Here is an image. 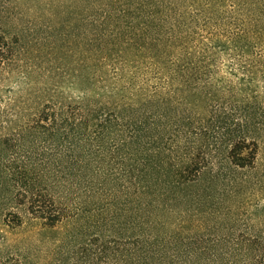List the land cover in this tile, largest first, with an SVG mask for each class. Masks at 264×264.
<instances>
[{
	"label": "trees",
	"instance_id": "trees-1",
	"mask_svg": "<svg viewBox=\"0 0 264 264\" xmlns=\"http://www.w3.org/2000/svg\"><path fill=\"white\" fill-rule=\"evenodd\" d=\"M262 146L264 0H0V202L40 264H264Z\"/></svg>",
	"mask_w": 264,
	"mask_h": 264
},
{
	"label": "rangeland",
	"instance_id": "rangeland-1",
	"mask_svg": "<svg viewBox=\"0 0 264 264\" xmlns=\"http://www.w3.org/2000/svg\"><path fill=\"white\" fill-rule=\"evenodd\" d=\"M19 7L21 9L15 15L16 18L8 27L7 33L17 32L20 35L21 43L27 49L25 58H28V62L26 64L32 65V81H38L41 84V52L48 49V46L41 48V36L45 35L42 30L45 19L41 17V7L35 6L31 1L24 2ZM28 66L30 67V65ZM258 162H264V146H262ZM245 197L249 204H246L247 206L244 207L243 212L246 210L251 211L252 201L254 202L256 199H259L260 204L264 202V193L261 192L256 196L246 194ZM25 207L24 204L17 205L10 200L0 202V210L10 208L20 213L24 218L22 226L16 229H9L0 223V244L4 243L8 248V252L15 251V253L25 255L30 264H40L41 227L27 220ZM242 215H245V213H242ZM255 224L259 226L256 221Z\"/></svg>",
	"mask_w": 264,
	"mask_h": 264
}]
</instances>
